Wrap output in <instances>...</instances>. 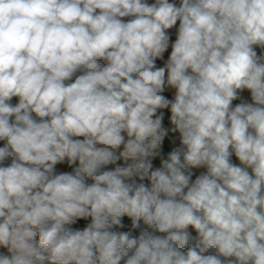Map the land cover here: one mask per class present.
I'll list each match as a JSON object with an SVG mask.
<instances>
[{"label": "clouds", "instance_id": "9594fccd", "mask_svg": "<svg viewBox=\"0 0 264 264\" xmlns=\"http://www.w3.org/2000/svg\"><path fill=\"white\" fill-rule=\"evenodd\" d=\"M254 46L264 0H0V264H264ZM169 106L180 146L154 168ZM121 158L132 162L102 171ZM65 161L79 163L57 173ZM124 217L138 236L113 230Z\"/></svg>", "mask_w": 264, "mask_h": 264}, {"label": "crops", "instance_id": "0c3cea01", "mask_svg": "<svg viewBox=\"0 0 264 264\" xmlns=\"http://www.w3.org/2000/svg\"><path fill=\"white\" fill-rule=\"evenodd\" d=\"M154 0H148V3H153ZM170 2H172V0H170ZM175 2L177 3V5H179V0H175ZM122 20H124L125 22H127L128 20L131 19V17H125V18H121ZM178 27H179V21L177 22V24L171 28V29H168L166 30L167 31V34L169 35L170 37V40H169V47L168 49L163 53V56L162 58H157L155 63H156V66L157 67H163L170 54H171V45L175 42V39L177 37V30H178ZM254 50L257 52V55H264V48H260V47H256L254 46ZM102 66L103 65H106V61L104 60H99L98 61ZM82 74L81 71H78L72 78L71 81H66L65 83H71V82H74L75 80V77ZM166 77H167V72H166ZM175 89L174 88H171L170 86H165V90L164 92H162L161 94L164 95L166 98H168L169 100H174L175 98ZM241 95V98L243 101H246L248 103H252V100H251V93L249 90L245 89L243 90V92L240 93ZM241 99H237L235 101H233V107L239 103L242 102ZM19 102V98L18 97H13L12 100L10 101V103H12L13 105L17 104ZM160 113H163L164 114V119H163V127L168 129V134L167 136L164 138L163 140V143L161 145V148H162V155L160 157H157L154 161H153V164H154V168L155 167H159L160 164H159V161L161 158H167V154L169 152H171L174 148L176 147H179L180 146V134L179 132H172L171 129L174 127V125L171 124V120H170V116H171V111H170V106L169 108L167 109H158L157 110V115H159ZM155 118V117H154ZM126 135V134H125ZM75 139H83V137H75ZM3 146V142H0V147ZM123 150V147L121 146V149L120 151ZM117 154H119L117 152ZM231 159V162L237 166H241L243 167L242 164H240V161L238 160L237 157H235V155L233 154L232 157L230 158ZM131 159H129L128 161H124L123 158H121L120 160L117 161L116 164H110V165H106L104 166V168L102 169L103 170H114L115 167L117 165H120V166H126L127 163H131ZM11 163V158H8L5 162H4V165L3 166H7V165H10ZM78 161L76 162L75 165L69 167L67 162L65 161V163L63 164H58L56 165V171L57 173L59 172H71L73 170L74 167L78 166ZM154 170V169H153ZM192 171L194 172V175L192 177V181L195 180L196 176L200 175L201 173H206L207 169L206 167H200V168H196V169H192ZM249 173H251V169L249 168L248 169ZM86 182L88 184H91L93 181L91 179H87ZM137 182H140L137 178ZM191 182V181H190ZM143 183L146 184V186H150V181H148L147 179L145 181H143ZM186 191V190H185ZM91 222V218H87L86 220L84 219H81V220H78L74 225H70L69 227L73 228V229H78V230H83L84 227L87 226L88 223ZM123 222L125 224V228L123 229H120V228H114L113 230L115 231H132L133 233V236L138 232L140 231V229H132L131 228V220L130 218H127V217H124L123 218ZM141 226L144 225L143 221L140 222ZM151 231H153L152 229H150ZM189 231L192 233V235L195 237L197 234L195 233V231L193 229H191V227L189 228ZM135 232V233H134ZM166 235L165 233L161 234L160 236H164ZM39 237H36V240L38 241ZM188 247V246H187ZM0 253H4V254H8L7 253V250L4 249V248H0ZM216 254V250L215 249H210L209 252L205 253V255H214ZM221 259H223L221 257ZM121 264H123V261H121Z\"/></svg>", "mask_w": 264, "mask_h": 264}, {"label": "rangeland", "instance_id": "374dc122", "mask_svg": "<svg viewBox=\"0 0 264 264\" xmlns=\"http://www.w3.org/2000/svg\"><path fill=\"white\" fill-rule=\"evenodd\" d=\"M33 115H34V114H33ZM37 119H39V118H37ZM73 139H75V137H73ZM141 228L148 229L149 231H151L150 228H148V226H147L146 224H144L143 226H141ZM139 232H140V231H138L134 236H138V235H139ZM134 233H135V232H134ZM155 234H156V235H161V234H163V233H159L158 231H156ZM186 250H187V246H185V248L182 249V251H186Z\"/></svg>", "mask_w": 264, "mask_h": 264}]
</instances>
